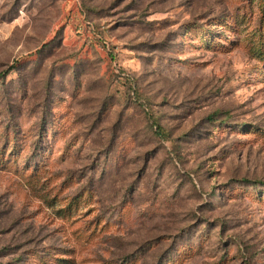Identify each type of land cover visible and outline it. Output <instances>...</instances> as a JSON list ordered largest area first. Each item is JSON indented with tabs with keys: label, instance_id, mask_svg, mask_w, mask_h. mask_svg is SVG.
I'll list each match as a JSON object with an SVG mask.
<instances>
[{
	"label": "rangeland",
	"instance_id": "1",
	"mask_svg": "<svg viewBox=\"0 0 264 264\" xmlns=\"http://www.w3.org/2000/svg\"><path fill=\"white\" fill-rule=\"evenodd\" d=\"M0 264H264V0H0Z\"/></svg>",
	"mask_w": 264,
	"mask_h": 264
}]
</instances>
